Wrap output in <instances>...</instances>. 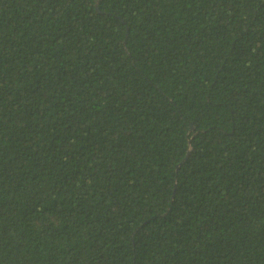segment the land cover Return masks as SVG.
<instances>
[{"label": "trees", "instance_id": "1", "mask_svg": "<svg viewBox=\"0 0 264 264\" xmlns=\"http://www.w3.org/2000/svg\"><path fill=\"white\" fill-rule=\"evenodd\" d=\"M0 264H264V0H0Z\"/></svg>", "mask_w": 264, "mask_h": 264}]
</instances>
